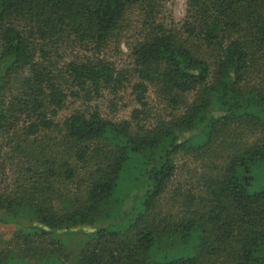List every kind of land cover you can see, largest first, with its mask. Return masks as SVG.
Wrapping results in <instances>:
<instances>
[{"label": "trees", "instance_id": "trees-1", "mask_svg": "<svg viewBox=\"0 0 264 264\" xmlns=\"http://www.w3.org/2000/svg\"><path fill=\"white\" fill-rule=\"evenodd\" d=\"M162 1L0 0V264H67L56 232L85 226L72 264H264V0H187L177 29ZM128 87L129 119L93 106ZM179 156L194 167L168 193Z\"/></svg>", "mask_w": 264, "mask_h": 264}, {"label": "rangeland", "instance_id": "rangeland-1", "mask_svg": "<svg viewBox=\"0 0 264 264\" xmlns=\"http://www.w3.org/2000/svg\"><path fill=\"white\" fill-rule=\"evenodd\" d=\"M160 6L159 14L157 15L158 21L162 22L167 28L177 29L186 16L187 0H163ZM141 23L142 19L137 10L129 12L125 16L119 37L111 44L110 49L106 53L107 58L118 70L130 71L133 68L131 49L141 40ZM130 80L134 82V79L130 78ZM147 102L148 117L143 119V122L146 126H151L155 123L158 114L161 113L162 106L158 104L151 89L147 96ZM93 106L98 108L104 118L112 121L129 119L132 111L140 108L134 100L130 87L121 91L116 97L106 95L104 98L95 101ZM73 107L74 105L69 104L68 109L60 114V118L67 116ZM175 164L177 167L176 176L169 183L168 193L174 187L184 183L189 178L190 169L194 167V164L181 156L175 158ZM130 207L131 201L128 200L123 210ZM16 229L17 225L15 224L0 223V249L6 248V242L12 238ZM92 231L91 227L85 226L56 232L58 238L64 243L69 258L67 264H72L85 244L91 242L87 234ZM186 251V246L176 247V252L181 255H185Z\"/></svg>", "mask_w": 264, "mask_h": 264}]
</instances>
